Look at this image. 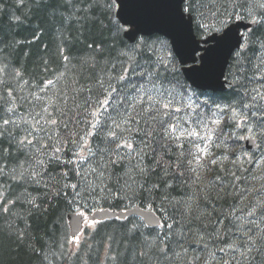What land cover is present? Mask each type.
<instances>
[{"label": "snow or ice", "instance_id": "6c2138e0", "mask_svg": "<svg viewBox=\"0 0 264 264\" xmlns=\"http://www.w3.org/2000/svg\"><path fill=\"white\" fill-rule=\"evenodd\" d=\"M12 2L21 15L9 16V29L33 40L45 24L61 37L86 33L81 67L95 74L69 97L52 91L63 73L31 84L15 62L0 63V215L42 211L29 188L44 187L65 197L71 221L41 249V264L90 249L97 214L115 200L126 221L123 251L106 253L116 264H264V183H250L264 150L235 151L240 141L264 145V0ZM17 35L0 40V54L30 42ZM21 82L35 91L19 95ZM210 165L217 174L205 183ZM178 177L188 191L177 193ZM229 196L237 202L228 211L208 208Z\"/></svg>", "mask_w": 264, "mask_h": 264}, {"label": "trees", "instance_id": "16d2710c", "mask_svg": "<svg viewBox=\"0 0 264 264\" xmlns=\"http://www.w3.org/2000/svg\"><path fill=\"white\" fill-rule=\"evenodd\" d=\"M0 9L4 10V15L0 16V27L3 28V32H0V40L5 37H10L12 32H19V35L15 37L17 40L27 41L20 44L18 47L9 49L8 52L0 54V63L7 62L11 67L15 62L16 67L21 69L25 80H28L31 84H35L37 81H45L47 79L55 80L57 76L63 73V77L57 82L52 91H66L69 97L75 95L73 89L77 86V81L82 85H89L90 73L94 76L91 69L81 67V57L86 55V33L84 35L78 34L75 30L69 29L63 37L58 34L57 25L45 24L40 32L37 33L38 38L33 40L31 30L22 31L16 28L9 29V16L21 15L13 5L12 0H3L0 3ZM42 23L40 20H33V24ZM195 28V25H194ZM200 38L199 36H197ZM3 45H0L2 47ZM61 51L70 57V62L65 64L61 58ZM90 51V50H89ZM231 63V61H230ZM229 63V64H230ZM177 67L179 65L177 64ZM228 70V69H227ZM226 70V74H227ZM181 83H186L182 74L180 75ZM21 90L19 95H28L29 91H35L34 88L30 89L28 84L20 85ZM89 93L84 92L77 97L78 102H83V99L87 97ZM92 95H96V90L93 89ZM73 105V101L69 99V108ZM27 107V105H25ZM74 113L69 112V119ZM71 127V125H70ZM259 143V141H257ZM264 150V145L261 148H257L254 151H246L243 147L242 141L239 142L235 148L237 152L246 153L249 156L255 155L256 158L260 156L261 151ZM218 150H214V154ZM165 159L175 160V155L166 156ZM217 174L216 166H211L209 171L204 176V181L213 179ZM222 174V173H221ZM247 176L248 173H245ZM253 175L257 178L250 183L255 188H260L264 183V171L260 169H254ZM182 178L178 177L174 184L177 187V193L188 191L184 185L180 182ZM54 183V182H53ZM29 191L33 195L38 196V202L43 204V210L34 212L29 215L25 211L27 206H23L20 211V218L17 216H7V214L0 215V264H41L42 253L41 249H47L51 244L50 237H52L55 231L56 239L59 238L60 233L67 234L68 226L66 218L68 216V208L65 203V197L63 195H57L55 189L48 191L44 187L39 189L29 188ZM252 197L249 196V199ZM231 196L215 200V203H209L208 208L218 207L224 211H228L230 205L236 203ZM103 206L108 210L121 211L123 205L120 201L115 200L111 203H104ZM216 213H213L215 216ZM126 221L118 220H106L98 225L100 230L98 234H93V238L88 240L91 244V248L85 250L81 249L79 258L60 259L59 254L50 255L49 261L51 264H116L112 260L108 259L106 253L109 255H117L121 253L124 248V243L120 238V226L121 223ZM19 229L27 234V238L23 241H18L11 235L13 230ZM91 231V230H87ZM113 238L110 240L108 236ZM83 239V238H82ZM35 249V252L33 251ZM53 251L55 248L53 247ZM122 259V258H121ZM49 261H44V264H49Z\"/></svg>", "mask_w": 264, "mask_h": 264}, {"label": "water", "instance_id": "95a60500", "mask_svg": "<svg viewBox=\"0 0 264 264\" xmlns=\"http://www.w3.org/2000/svg\"><path fill=\"white\" fill-rule=\"evenodd\" d=\"M146 2L148 3H152L153 0H146ZM183 68H182V71H183V74L185 76V78L188 80L187 78V75L185 74L187 71H189V67H187L186 65H182ZM226 68L227 66L225 67V71H226ZM188 82L190 83V81L188 80ZM245 148L246 149H254L255 147H253L248 141H245ZM121 214V212H114V211H109L107 210V214L105 213H98V217H103V220H106V219H117V216H119Z\"/></svg>", "mask_w": 264, "mask_h": 264}, {"label": "bare ground", "instance_id": "6f19581e", "mask_svg": "<svg viewBox=\"0 0 264 264\" xmlns=\"http://www.w3.org/2000/svg\"><path fill=\"white\" fill-rule=\"evenodd\" d=\"M119 222V221H118Z\"/></svg>", "mask_w": 264, "mask_h": 264}]
</instances>
